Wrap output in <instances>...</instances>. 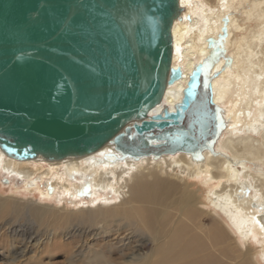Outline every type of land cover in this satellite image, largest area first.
Returning a JSON list of instances; mask_svg holds the SVG:
<instances>
[{
	"label": "bare ground",
	"instance_id": "6f19581e",
	"mask_svg": "<svg viewBox=\"0 0 264 264\" xmlns=\"http://www.w3.org/2000/svg\"><path fill=\"white\" fill-rule=\"evenodd\" d=\"M244 1L180 0L181 19L172 27L171 63L181 68L182 77L166 87L162 102L152 111L164 104L172 110L194 65L207 62L212 100L225 121L215 153L204 150L201 159L185 152L115 158L118 151L106 143L87 155L47 161L12 158L0 149V173L20 183L24 193L36 191L45 200L60 192L76 204L88 182L96 197L70 209L0 198V216H16L25 207L39 223L50 217L59 231L61 223L76 221L92 230V237L110 232L126 236L127 242L119 239L103 247L80 243L78 251L55 242L54 248L66 256L63 264H76L73 257L78 252L82 264H224L221 258L228 259L226 264H258L254 249L246 244L252 237L264 245V173H250L246 164L264 157V0L246 9ZM241 15L244 23L239 22ZM251 21L255 24L246 32ZM192 178L214 185L207 196L225 221L214 216L203 225L211 214L200 206ZM141 236L150 237L146 253L122 254L124 245L140 242Z\"/></svg>",
	"mask_w": 264,
	"mask_h": 264
},
{
	"label": "water",
	"instance_id": "95a60500",
	"mask_svg": "<svg viewBox=\"0 0 264 264\" xmlns=\"http://www.w3.org/2000/svg\"><path fill=\"white\" fill-rule=\"evenodd\" d=\"M181 12L180 0H0L1 151L47 161L106 143L115 158L215 153L225 121L207 62L172 110L152 113L182 77L171 63Z\"/></svg>",
	"mask_w": 264,
	"mask_h": 264
},
{
	"label": "rangeland",
	"instance_id": "374dc122",
	"mask_svg": "<svg viewBox=\"0 0 264 264\" xmlns=\"http://www.w3.org/2000/svg\"><path fill=\"white\" fill-rule=\"evenodd\" d=\"M254 1L262 2L263 0H245L242 4V8L246 9L252 7ZM238 19L240 23L245 22V18L242 15L240 17L238 16ZM254 24L255 21L246 23L248 26L246 32L253 27ZM238 36L239 34L236 33V37ZM234 91L233 95L236 93L235 85ZM247 163L248 164L246 165L250 173H257V171L264 173V157L263 161L258 162V160L253 159ZM189 182L192 184V189L197 192L202 202L200 206L211 214L206 217L205 224L203 225L208 226L214 216L218 219L221 217V219L224 220V217L220 214L218 209H215L212 206L210 203L211 201L207 196L208 190L214 185H207L200 178H192ZM55 194L59 196H56ZM0 198H6L10 202L24 203L25 205L27 204L26 206L35 203L37 205L48 204L55 207L65 206L66 209H70L77 204H89L92 199L96 200V197L93 198L92 196V190L90 189L88 182L82 186L80 196L78 197V200L76 199V204H73L72 201L70 202L72 198L69 195L60 192L51 194L50 198L45 200L39 199L36 191H34L33 194L24 193L20 183L16 182L13 178L9 179L2 174L0 175ZM97 198L101 197L97 196ZM42 221L43 223H39L34 220L28 211H26L25 207L16 216L9 214H2L0 216V264H32V261H41L43 264H63L66 260V256L62 249H59L58 247L54 248L55 242H58V245H65L66 248H70L69 250L75 251L80 249V243H83L86 247L90 245L103 247L106 244H113L119 239H125V242H127L124 233L119 235L110 232L106 235L92 237V230L83 227L76 221H71L68 224L61 223V226L63 227V230L61 231L56 228L55 223L50 220V217L49 220ZM149 241V236H141L140 242H132L128 246L124 245L122 247V254L126 255L131 251H137L139 254L146 253L150 247ZM97 244H100V246ZM246 245L254 249V258L257 263L264 264V259L262 258L264 245L255 241L252 237L248 239ZM51 248L54 249L52 250ZM78 253L73 259L76 264H82L80 260L83 256H80ZM259 253L261 254V257ZM114 256L117 257L116 255ZM227 261V258H224V260L221 258L219 262L226 264Z\"/></svg>",
	"mask_w": 264,
	"mask_h": 264
}]
</instances>
